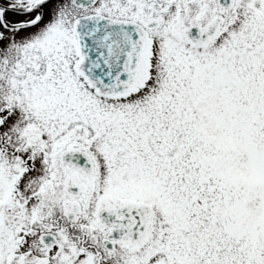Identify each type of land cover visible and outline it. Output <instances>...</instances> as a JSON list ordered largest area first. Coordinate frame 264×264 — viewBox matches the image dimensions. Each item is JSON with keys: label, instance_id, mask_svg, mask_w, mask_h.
<instances>
[{"label": "snow or ice", "instance_id": "obj_1", "mask_svg": "<svg viewBox=\"0 0 264 264\" xmlns=\"http://www.w3.org/2000/svg\"><path fill=\"white\" fill-rule=\"evenodd\" d=\"M0 264H264V0H0Z\"/></svg>", "mask_w": 264, "mask_h": 264}]
</instances>
